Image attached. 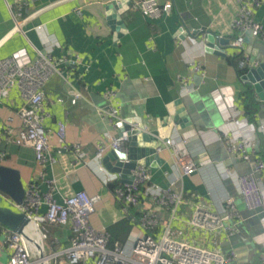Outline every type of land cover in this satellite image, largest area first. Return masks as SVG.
Listing matches in <instances>:
<instances>
[{"label": "crops", "instance_id": "crops-1", "mask_svg": "<svg viewBox=\"0 0 264 264\" xmlns=\"http://www.w3.org/2000/svg\"><path fill=\"white\" fill-rule=\"evenodd\" d=\"M110 2L0 0V59L23 51L34 60L39 49L53 56L67 79L55 74L44 86V103L49 113L45 126L55 162L47 159L40 163L31 146L0 138V151L5 152L1 164L20 173L25 189L36 184L47 192L51 189L48 181L55 179L52 194L59 202L80 190L100 195L101 202L91 218L93 225L110 233V246L116 243L129 246L142 229L138 223L142 210L152 211L159 219L155 229L149 230L154 234L161 231V222L170 218L171 210L142 195V209L132 208L138 214L133 221L117 201L115 187L110 186L121 182L120 176L103 164L104 156L112 150L111 137L118 135V128L100 111L110 106L106 92L116 91L115 101L121 107L123 119L136 109L149 130L156 127L159 118H167L170 103L183 98L190 113L201 109V117L198 124L174 129L170 138L187 140L178 146L193 156L198 169L181 176L174 166V152L164 147L159 153L165 163L150 167L148 186L182 192L185 202L171 221L179 240L221 253L234 250L237 264H264L260 260L264 248L257 243L264 230V213L262 209H249L240 194L239 177L251 174L252 165L228 151L230 139L247 138L254 144L251 160H264V129H260L264 125V102L256 96L258 112L249 120L241 94L250 84L239 73L243 69L239 66L241 60L255 56L258 62L264 58V40L248 34L244 53L221 45L219 40L217 44L226 55L206 50L207 32L230 42L237 38L239 33L232 23L240 8L238 0H161L171 2L172 9L155 19L144 16L131 3L119 12L126 26L120 37L108 21ZM43 8L40 15L24 22L23 32L12 33L16 19L22 20ZM254 17L264 25V0L254 10ZM181 27L187 35H179ZM249 45L251 53H247ZM185 56L201 62L203 71L192 72ZM188 74L192 75L195 90L182 95L179 77ZM73 87L83 94L76 103L72 102ZM217 90L224 97L221 103L213 96ZM22 103L18 90L0 101V130L8 117L14 118V126H20L18 110ZM60 122L66 124L65 141L58 136ZM65 144L68 148H64ZM75 144L82 146L81 155L73 150ZM101 144L107 149L100 160L96 154ZM229 197L235 199L242 217L240 221H226V225L235 224L236 231L232 234L224 229H199L189 223L197 207L223 214ZM4 204L8 205L5 201ZM46 210V205H42L39 213ZM46 227L51 236V254H47L57 255L52 261L59 264L64 250L71 245L73 231L70 226ZM2 242L0 233V264H6L9 253L2 248Z\"/></svg>", "mask_w": 264, "mask_h": 264}, {"label": "built area", "instance_id": "built-area-1", "mask_svg": "<svg viewBox=\"0 0 264 264\" xmlns=\"http://www.w3.org/2000/svg\"><path fill=\"white\" fill-rule=\"evenodd\" d=\"M238 2L240 8L232 26L239 34L235 40L230 42V46L244 53L248 34L264 40V25L254 17V10L262 4L263 0H238ZM132 5L139 9L144 16L152 19L159 18L172 9L171 2H161V0H132ZM43 11L44 8L38 9L22 20L16 19V26L12 33L23 32L24 22L40 15ZM184 32L185 29L181 27L180 35ZM36 50L38 56L34 60L23 51L0 59V101L7 99L13 90H18L23 102L18 110L20 126H14V118L8 117L0 130V138L20 146H31L40 163L47 159L55 162V157L50 152L49 135L45 126V120L49 113L46 111L44 103V86L55 74L64 75L52 55L45 54L39 49ZM185 60L192 72L203 71L202 63L194 57L185 56ZM249 64H251L250 58L247 57L240 61L239 66L246 68ZM191 79V74L179 77L182 95L195 90ZM65 80L67 81L66 78ZM72 93L73 103L83 97V94L74 87ZM213 96L219 103L224 100L218 90L213 93ZM106 97L110 106L108 109H100V111L117 129L119 123L124 119L121 117V107L115 101L116 91L108 90ZM59 101L62 102L63 98H59ZM260 129H264V125H261ZM65 135L66 124L60 122L58 136L62 141H65ZM128 138L127 132L111 137L110 148L112 150H127ZM186 141V139L176 140L169 137L162 140L158 147V151L167 147L174 152V166L181 176L193 174L198 169V163L193 156L186 149L180 150L178 146L179 143H186ZM253 146L254 144L247 138L230 139L228 151L251 162L252 173L239 177L240 194L249 209H262L264 213V160L261 158L251 160ZM72 147L77 154L81 155L82 146L80 144H75ZM64 148H68V145L65 144ZM106 149L107 146L101 144L96 158L101 160ZM4 157L5 152L0 151V164ZM132 176L133 179L130 183L119 182L114 189V195L125 213H129L131 208L141 210L142 195H146L150 196L158 205L169 208L171 215L169 219L162 220L161 231L154 234L149 230L155 229L159 224V219L152 211L142 210L138 220L142 229L129 246L118 243L110 246V233L106 229H99L93 225L91 218L101 202V197L98 194L80 190L59 202L52 194L56 182L55 179H52L48 181L51 189L47 192H42L36 184H31L25 189L24 200L21 204L7 195H4L3 199L8 204L7 206L25 213L30 218V222L36 224L42 235L41 241L48 257L47 264L52 257H57V255L50 256L46 252L45 239L49 233L47 225L70 226L73 231L71 245L64 250V258L59 264H230L237 259V253L234 250L226 255L217 250L179 240L171 221L176 217L180 205L185 202L182 192H176L170 187L162 188L159 185L148 186L152 176L151 168L142 164H138L132 170ZM144 187H146L145 191H143ZM42 205L47 207L44 214L39 213ZM225 206L223 214L197 207L189 223L199 229L209 231L224 229L232 234L236 231L235 224L226 225V221H240L242 219L241 212L233 197L227 198ZM262 222L264 227V217ZM0 233L3 236L2 248L9 253L6 264H34V248L24 234L12 231L2 224H0ZM26 233L31 236L27 229ZM32 237H36V235L34 234ZM257 243L264 248V230L257 238ZM260 260L264 262V250L260 255Z\"/></svg>", "mask_w": 264, "mask_h": 264}, {"label": "water", "instance_id": "water-1", "mask_svg": "<svg viewBox=\"0 0 264 264\" xmlns=\"http://www.w3.org/2000/svg\"><path fill=\"white\" fill-rule=\"evenodd\" d=\"M131 3L132 0H112L107 5L109 24L119 37L126 30L119 12L122 9H126L127 5L130 6ZM195 34L197 33L195 32ZM184 35H187V32H184ZM204 38L207 51L226 55L225 51L219 48L217 42L219 40L221 45H230L229 40L225 38L219 39L212 32H207ZM251 48L252 46L249 45L247 53H251ZM250 61L252 64H250L242 79L253 87L258 99L264 102V58L256 62L255 56H252ZM167 109V118H159L156 127L151 130L147 129L144 119L136 109H133L127 118L119 123L118 135H123L124 132L128 133V148L123 151L110 150L104 156L103 164L109 171L118 174L122 183H130L132 181V170L138 164L146 167L162 166L165 160L158 151L160 142L169 138L174 129H181L199 123L198 118L201 117V109L198 108V111L190 113L184 104L183 98L170 103ZM4 195L10 196L14 201L21 204L24 200L25 188L17 170L0 164V224L5 225L12 231L22 233L28 240L36 242L43 256H46L43 242L26 233L30 218L25 213L18 212L12 207L5 205ZM42 264H47V262L44 261Z\"/></svg>", "mask_w": 264, "mask_h": 264}, {"label": "trees", "instance_id": "trees-1", "mask_svg": "<svg viewBox=\"0 0 264 264\" xmlns=\"http://www.w3.org/2000/svg\"><path fill=\"white\" fill-rule=\"evenodd\" d=\"M247 70V68L240 69V75H244ZM241 102L244 105L245 115L249 120H253L258 112L259 101L257 100L256 93L251 85H248L246 91L241 94ZM116 184H118V182L111 184L110 187L114 188L117 186ZM129 215V218L133 221L138 219L137 212L132 208L129 210Z\"/></svg>", "mask_w": 264, "mask_h": 264}, {"label": "bare ground", "instance_id": "bare-ground-1", "mask_svg": "<svg viewBox=\"0 0 264 264\" xmlns=\"http://www.w3.org/2000/svg\"><path fill=\"white\" fill-rule=\"evenodd\" d=\"M27 231L29 232V234L31 236H33L32 234L35 233L36 237L40 240H42V235L40 233V231L38 230V228L36 227V224H34L33 222H30L29 225L27 226ZM31 245L34 248V264H42V262H47L48 257L47 256H43L39 245L36 242L31 241Z\"/></svg>", "mask_w": 264, "mask_h": 264}, {"label": "rangeland", "instance_id": "rangeland-1", "mask_svg": "<svg viewBox=\"0 0 264 264\" xmlns=\"http://www.w3.org/2000/svg\"><path fill=\"white\" fill-rule=\"evenodd\" d=\"M50 243H51V236L48 235V237L45 239V247H46V250H47V253L48 254H51V246H50ZM225 251V252H224ZM224 254H229V250L226 251L224 250ZM49 264H55L54 261H52V259L50 260ZM230 264H237L236 260H233L232 262H230Z\"/></svg>", "mask_w": 264, "mask_h": 264}]
</instances>
